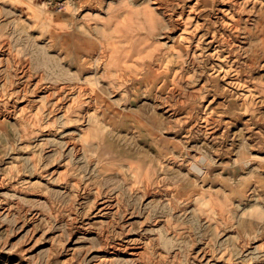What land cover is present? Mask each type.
I'll use <instances>...</instances> for the list:
<instances>
[{
    "label": "rangeland",
    "instance_id": "rangeland-1",
    "mask_svg": "<svg viewBox=\"0 0 264 264\" xmlns=\"http://www.w3.org/2000/svg\"><path fill=\"white\" fill-rule=\"evenodd\" d=\"M0 112V264H264V0H0Z\"/></svg>",
    "mask_w": 264,
    "mask_h": 264
},
{
    "label": "bare ground",
    "instance_id": "bare-ground-1",
    "mask_svg": "<svg viewBox=\"0 0 264 264\" xmlns=\"http://www.w3.org/2000/svg\"><path fill=\"white\" fill-rule=\"evenodd\" d=\"M100 42H101V41H100ZM105 44H106V43H105ZM110 44H111V43H110ZM4 46H7V45H4ZM105 47H106V46H105ZM5 48H6V47H5ZM93 63H94V62H93ZM125 64H126V63H125ZM93 65H94V64H93ZM98 68H100V67H98ZM80 70H81V69H80ZM103 70H104V69H103ZM121 71H122V70H121ZM80 72H81V71H80ZM23 73H24V72H23ZM26 73H27V71H26ZM95 73L97 74V72H95ZM104 73H105V72H104ZM107 73H108V72H107ZM101 74H102V73H101ZM110 74H111V73H110ZM22 75H23V74H22ZM21 78H22V77H21ZM24 78H25V77H24ZM26 81H27V80H26ZM72 81H73V80H72ZM81 82H82V81H81ZM27 83H28V82H27ZM76 83H77V82H76ZM38 84H39V83H38ZM50 84H51V83H50ZM79 84H80V83H79ZM19 85H20V84H19ZM43 85H44V84H43ZM52 85H54V84H52ZM52 85H51V86H52ZM57 85H58V84H57ZM66 85H68V84H66ZM87 85H88V82H87ZM25 86H26V85H25ZM48 86H49V85H48ZM60 86H61V85H60ZM68 86H69V85H68ZM82 86H83V85H82ZM84 86H85V85H84ZM22 87H24V85H23ZM61 87H62V86H61ZM70 87H71V86H70ZM76 87H77V86H76ZM79 87H80V86H79ZM19 88H20V87H19ZM26 88H27V87H26ZM26 88H25V89H26ZM43 88H44V87H43ZM47 88H48V87H47ZM51 88H52V87H51ZM57 88H58V87H57ZM63 88H66V87H63ZM67 88H68V87H67ZM73 88H75V87H73ZM83 88H84V87H83ZM23 89H24V88H23ZM28 89H29V88H28ZM58 89H59V88H58ZM58 89H57V90H58ZM76 89H77V88H76ZM85 89H86V88H85ZM89 89H90V88H89ZM22 91H23V90H22ZM27 91H28V90H27ZM49 91H50V90H49ZM53 91H54V90H53ZM65 91H66V90H65ZM81 91H82V90H81ZM19 92H20V91H19ZM47 92H48V91H47ZM56 92H57V91H56ZM69 92H70V91H69ZM76 92H77V91H76ZM20 93H21V92H20ZM20 93H19V94H20ZM67 93H68V92H67ZM67 93H66V94H67ZM8 94H9V93H8ZM12 94H13V93H12ZM40 94H41V93H40ZM42 94H43V93H42ZM62 94H63V93H62ZM66 94H65V95H66ZM76 94H77V93H76ZM81 94H83V93H81ZM88 94H89V92H88ZM10 95H11V93H10ZM13 95H14V94H13ZM20 95H21V94H20ZM49 95H50V92H49ZM52 95H53V93H52ZM52 95H51V96H52ZM54 95H55V94H54ZM8 96H9V95H8ZM59 96H60V94H59ZM62 96H63V95H62ZM68 96H69V95H68ZM13 97H14V96H13ZM63 97H64V96H63ZM83 97H84V96H83ZM21 98H22V97H21ZM58 98H59V97H58ZM60 98H61V97H60ZM47 99H49V98H47ZM81 99H82V98H81ZM36 100H37V99H36ZM49 100H50V99H49ZM60 100H61V99H60ZM60 100H59V101H60ZM84 101H85V100H84ZM86 101H87V100H86ZM38 102H39V101H38ZM38 102H37V103H38ZM90 102H91V100H90ZM60 103H61V102H60ZM39 104H40V103H39ZM88 104H89V103L87 102V106H88ZM51 105H52V104H51ZM60 105H61V104H60ZM89 105H90V104H89ZM69 106H70V105H69ZM91 106H92V105H91ZM13 107H14V106H13ZM48 108H49V107H48ZM58 109H59V108H58ZM49 110H50V109H49ZM51 110H52V108H51ZM66 110H67V109H66ZM15 112H16V111H15ZM0 113H1V112H0ZM48 113H51V111L48 112ZM62 113H63V112H62ZM77 113H78V112H77ZM3 114H4V113H3ZM61 115H62V114H61ZM64 115H65V114H64ZM85 115L87 116V114H85ZM59 116H60V115H59ZM83 116H84V115H83ZM134 116H135V115H134ZM3 117H4V116H3ZM12 117H13V116H12ZM8 118H10V117H8ZM13 118H14V117H13ZM16 118H17V117H16ZM16 118H15V121H16ZM10 119H11V118H10ZM82 119H83V118H82ZM89 119H90V118H89ZM26 120H27V119H26ZM133 120H134V118H133ZM81 121L83 122V120H81ZM91 121H92V119H91ZM92 122H93V121H92ZM88 124H89V123H88ZM121 124H122V123H121ZM2 125H3V124L0 123V126H2ZM123 126H124V125H123ZM101 127H102V126H101ZM19 128H20V127H19ZM118 128H119V127H118ZM90 129H92V128H90ZM92 130H93V129H92ZM97 130H98V129H97ZM80 136H81V135H80ZM92 137H93V136H92ZM61 138H62V137H61ZM87 138H88V137H87ZM66 141H67V140H66ZM65 143H66V142H65ZM62 145H63V144H62ZM73 145H74V144H73ZM77 146H78V145H77ZM74 147H75V145H74ZM75 148H76V147H75ZM75 148H74V149H75ZM72 150H73V149H72ZM79 150H80V149H79ZM72 152H73V151H72ZM74 152H75V151H74ZM78 152H79V151H78ZM198 168H199V167H198ZM136 170H137V169H136ZM129 174H130V173H129ZM148 186H149V185H148ZM147 188H148V187H147ZM68 190H69V189H68ZM99 199H100V198H99ZM96 200H97V199H96ZM96 200H95V201H96ZM95 201H94V202H95ZM109 202H110V201H109ZM112 202H113V201H112ZM106 203H107V201H106ZM110 203H111V202H110ZM97 204H98V203H97ZM97 204H96V205H97ZM101 204H102V203H101ZM102 206H103V205H102ZM103 208H105V205H104ZM110 209H111V208H110ZM100 210H101V209H100ZM104 210H105V209H104ZM102 212H103V211H102ZM104 213H105V212H104ZM128 244H129V242H128ZM133 254H135V253H133ZM133 254H132V255H133ZM135 255H136V254H135ZM132 259H133V258H132ZM126 260H127V259H126Z\"/></svg>",
    "mask_w": 264,
    "mask_h": 264
},
{
    "label": "built area",
    "instance_id": "built-area-1",
    "mask_svg": "<svg viewBox=\"0 0 264 264\" xmlns=\"http://www.w3.org/2000/svg\"><path fill=\"white\" fill-rule=\"evenodd\" d=\"M64 1H66V0H64ZM65 3H66V2H60V3H58V5H56V6H58V7H60V8H63Z\"/></svg>",
    "mask_w": 264,
    "mask_h": 264
}]
</instances>
